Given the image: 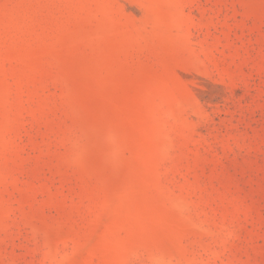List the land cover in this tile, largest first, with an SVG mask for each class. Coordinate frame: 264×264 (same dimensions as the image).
<instances>
[{"label":"rangeland","instance_id":"1","mask_svg":"<svg viewBox=\"0 0 264 264\" xmlns=\"http://www.w3.org/2000/svg\"><path fill=\"white\" fill-rule=\"evenodd\" d=\"M0 264H264V0H0Z\"/></svg>","mask_w":264,"mask_h":264}]
</instances>
